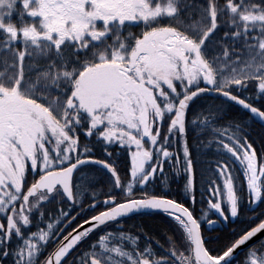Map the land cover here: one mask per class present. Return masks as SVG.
<instances>
[{"label":"snow or ice","instance_id":"obj_1","mask_svg":"<svg viewBox=\"0 0 264 264\" xmlns=\"http://www.w3.org/2000/svg\"><path fill=\"white\" fill-rule=\"evenodd\" d=\"M0 264H264V0H0Z\"/></svg>","mask_w":264,"mask_h":264}]
</instances>
